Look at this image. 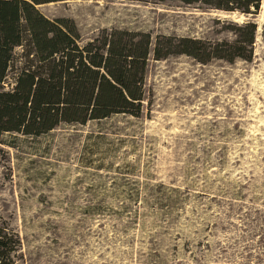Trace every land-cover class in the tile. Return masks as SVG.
Returning a JSON list of instances; mask_svg holds the SVG:
<instances>
[{
	"label": "rangeland",
	"instance_id": "1",
	"mask_svg": "<svg viewBox=\"0 0 264 264\" xmlns=\"http://www.w3.org/2000/svg\"><path fill=\"white\" fill-rule=\"evenodd\" d=\"M101 30L231 40L258 27L251 62L150 59L143 118L0 137V218L14 264H264V0L255 16L178 2L62 0L38 7Z\"/></svg>",
	"mask_w": 264,
	"mask_h": 264
},
{
	"label": "trees",
	"instance_id": "2",
	"mask_svg": "<svg viewBox=\"0 0 264 264\" xmlns=\"http://www.w3.org/2000/svg\"><path fill=\"white\" fill-rule=\"evenodd\" d=\"M60 1L0 0V137L37 139L62 124L143 118L150 59L186 56L202 65L253 59L258 27L251 21L224 22L231 40L152 38L149 33L104 29L84 42L73 21L51 20L38 9ZM136 1L178 2L250 17L259 13L263 0ZM21 246L19 236L0 218V264H14Z\"/></svg>",
	"mask_w": 264,
	"mask_h": 264
}]
</instances>
